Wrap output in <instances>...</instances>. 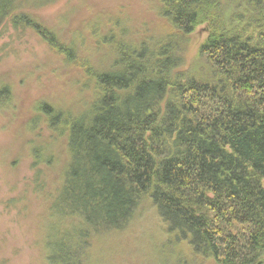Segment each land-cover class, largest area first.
<instances>
[{"label": "trees", "instance_id": "trees-1", "mask_svg": "<svg viewBox=\"0 0 264 264\" xmlns=\"http://www.w3.org/2000/svg\"><path fill=\"white\" fill-rule=\"evenodd\" d=\"M51 1L0 0V27L16 18L68 58L73 50L21 12ZM153 1L167 31L132 38L106 28L111 57L84 62L86 107H39L52 132L34 138L36 160L51 167L64 155L57 185L37 175L48 202L44 264H107L144 209L165 260L264 264V0ZM201 26L204 71L183 76L182 45Z\"/></svg>", "mask_w": 264, "mask_h": 264}, {"label": "rangeland", "instance_id": "rangeland-1", "mask_svg": "<svg viewBox=\"0 0 264 264\" xmlns=\"http://www.w3.org/2000/svg\"><path fill=\"white\" fill-rule=\"evenodd\" d=\"M21 12L32 13L29 17L52 30L61 47L74 51L66 58L50 40L32 27L19 25L16 18L0 27V90L4 86L10 90L9 96L0 98V264H44L41 216L48 202L38 183L42 177L47 187L57 185L64 155H57L51 167L36 160L34 138L52 132L36 117L39 107L43 103L68 111L86 107L84 99L91 90L81 84L84 62L103 66L111 57L112 49L101 37L106 28L119 27L128 37L145 38L159 37L168 26L153 0H53ZM206 36L201 26L187 46L182 45L179 74L204 71L199 43ZM151 214L144 209L142 217L118 237L107 264L175 263L172 254L164 259V244Z\"/></svg>", "mask_w": 264, "mask_h": 264}]
</instances>
